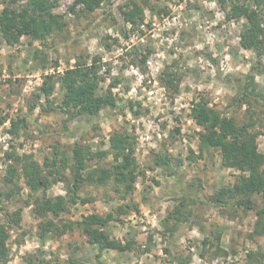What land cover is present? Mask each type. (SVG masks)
Listing matches in <instances>:
<instances>
[{
	"label": "rangeland",
	"instance_id": "1",
	"mask_svg": "<svg viewBox=\"0 0 264 264\" xmlns=\"http://www.w3.org/2000/svg\"><path fill=\"white\" fill-rule=\"evenodd\" d=\"M50 1L61 27L43 41L22 37L8 45L0 33V120L5 118L0 123V222L20 211L18 224L8 226L6 264L36 259L65 264L72 256L87 264H258L250 261L249 253L264 264V220L257 228L255 211L188 203L184 212L192 215L186 222L171 219L167 228L162 224L179 203V184L206 199L232 186L240 174L222 166L217 150H200L193 103L203 100L239 126L251 124L249 130L257 134L258 150L264 153V103L236 105L237 91L219 83L223 79L250 90L253 79L256 92L264 96V54L240 45L243 21L226 20L217 0H104L93 12L75 5L76 0ZM25 3L0 0V12L5 7L19 10ZM134 3L141 17L132 26L122 12L132 10ZM93 58L100 60L106 78L100 94L109 91L110 81L119 82L111 90L117 108L94 118L77 114L73 107L61 108L58 83L51 96L40 95L45 76L56 80L64 70ZM168 76L172 84L167 87ZM12 120H24L16 134L8 131ZM114 134H127L132 143L138 174L134 192L122 201L112 180L106 185L84 182L78 195L91 202L70 205L54 219L64 234L53 230L41 240L35 201L66 195L74 142L96 155L86 162L87 171L112 170ZM9 154L31 156L49 188L31 192L22 177L16 186L6 187ZM158 156L167 157L170 167L156 166ZM16 189V195L5 198ZM254 200L257 208L263 207L261 196ZM91 213L113 214L116 220L104 230L131 243V249L99 254L80 227L66 228Z\"/></svg>",
	"mask_w": 264,
	"mask_h": 264
},
{
	"label": "trees",
	"instance_id": "2",
	"mask_svg": "<svg viewBox=\"0 0 264 264\" xmlns=\"http://www.w3.org/2000/svg\"><path fill=\"white\" fill-rule=\"evenodd\" d=\"M103 1L76 0L75 5L80 4L86 11L93 12L101 6ZM217 2L226 20L243 21L239 32L240 45L245 49H252L258 54H264V0H217ZM52 8L53 3L50 0H26L25 5L19 10L9 7L3 8L0 12V33L5 42L8 45L17 44L22 37H29L34 41H43L55 29L61 27L58 17L51 13ZM140 13V8L134 3L132 10L122 12V15L126 23L135 26L137 17H141ZM141 20L142 18L139 21ZM100 70V60L97 58H93L88 64L76 63L75 66L64 70L56 80L52 75L45 76L38 90L40 95L49 97L55 84L58 83L63 91L61 108L62 106L73 107L79 115L98 117L106 109L114 110L117 108L116 98L111 90L116 88L119 83L118 80L110 81L108 83L109 91L100 94L101 85L106 82V78ZM165 82L167 87L172 84L169 76ZM219 83L237 91V96L234 98L236 105H251L253 100L264 103V96L256 92L253 79L249 82L250 90H248V85L244 90H241V88L238 89L223 79L219 80ZM191 117L194 123L201 128L199 134L200 150H217L221 155L222 166L236 169L240 174L232 186L222 187L206 199L199 196L197 191L179 184L181 189L179 203L163 219V226L167 228V223L171 219L176 222H186L187 216L192 215V212H184L189 203L214 208L231 206L241 209L243 212L255 211L258 228L264 220V204L263 207L257 208L254 197L261 196L264 203V153L258 150L257 134L249 130L252 125L247 123L239 126L233 118L210 109L203 100L192 104ZM4 119L2 118L0 123H3ZM20 122L24 123V120ZM20 122L13 120L10 122L11 127L8 130L10 134H16ZM69 136L73 137L72 134ZM110 143L116 161L112 170L96 168L89 172L86 162L92 160L96 155L77 140L74 142L71 151L73 161L70 166L72 178L66 195L55 198L42 197L35 201V214L42 219L39 226L41 240H44L46 235L53 230L57 232L58 236L64 234V230L59 231L54 219L67 212L70 205L78 203L84 205L91 202L90 198L83 199L78 195V190L84 182L106 185L112 180L115 187L114 191L120 195L122 201H125L134 192L138 174L129 136L127 134H114L110 138ZM155 165L168 168L170 167V160L167 157L158 156ZM86 172L87 176H85ZM170 175L173 176L174 172H171ZM20 177L25 180L31 192L39 190L45 192L49 188L48 178L42 175V169L31 156L7 155L6 175L3 180L5 186H16V179ZM17 193V189L15 191L10 190L4 196L6 199H10ZM229 202L231 203L229 204ZM124 207L128 208V205ZM134 209L137 210V207ZM19 215L20 211L10 216L11 219L5 223L0 222V264H6L9 260L8 226L18 224ZM115 220V216L110 213L105 215L91 213L83 216L79 222H69L66 228L80 227L87 238V243L96 246L99 254L103 251L124 252L130 250L131 243H122L111 238L104 230L109 223ZM248 258L251 259L252 263L260 264L255 253H249ZM28 264L61 263L36 259L35 261L28 260ZM65 264L87 263L72 256Z\"/></svg>",
	"mask_w": 264,
	"mask_h": 264
}]
</instances>
